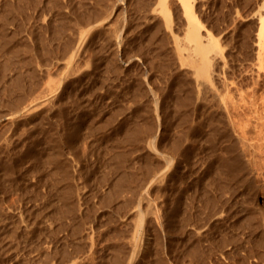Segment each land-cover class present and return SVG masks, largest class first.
<instances>
[{"label":"rangeland","instance_id":"1","mask_svg":"<svg viewBox=\"0 0 264 264\" xmlns=\"http://www.w3.org/2000/svg\"><path fill=\"white\" fill-rule=\"evenodd\" d=\"M189 1L222 51L214 83L226 108L208 94L198 107L176 100L188 77L163 10L181 38V0H126L74 58L83 79L52 108L34 101L30 114L9 121L22 93L31 92L23 104L36 96L41 69L50 75L43 86L59 84L67 45L112 0H0V264H264V55L255 45L262 1ZM123 27L127 64L108 51L110 34ZM157 115L162 148L173 153L163 181L148 185L142 145ZM135 222L137 253L129 246Z\"/></svg>","mask_w":264,"mask_h":264},{"label":"bare ground","instance_id":"2","mask_svg":"<svg viewBox=\"0 0 264 264\" xmlns=\"http://www.w3.org/2000/svg\"><path fill=\"white\" fill-rule=\"evenodd\" d=\"M125 1L126 0H112L109 10L104 14V16H102V18L98 22L96 21V23H93L89 27L85 29H81L79 30L78 33H75L74 39H72V41L69 44L67 43L68 44L67 50L64 49L66 50L65 53H69V55H68V60L65 61V65L67 66L66 72L61 74L59 78V84L53 85V86H50V85L43 86L42 77L47 76L48 78H50V75H49L48 68H46L45 70L41 69V80L38 86L36 87L38 89L36 96L31 97L27 103L23 104L28 99L31 92H29L28 94L22 93L23 95L21 94L22 95L21 101L15 105L17 109H15V111L11 113L9 116L5 117L6 120L14 121L15 118L20 115H22L23 117L24 115L23 113L26 111H27L26 114H30L32 111L31 108H32L34 101L35 102L37 101L38 103H47L49 105V108H52L53 107L52 104L56 99L57 100L63 99V97L66 95L68 91L67 89L70 86H73L77 80H81L85 76V74H83L82 72L74 71V67H72V64H73L72 62L74 58L79 56V54L84 49V47L89 42V40L97 37V35L102 33L104 26L108 25L110 18L114 16V14L117 13L120 9H122V7L125 6L124 5ZM260 1L262 2L260 3V6H257V8L259 7L258 10L256 9L257 10L256 17L258 20V24H257L258 26H257V33H256L257 41H255L256 42L255 45L257 49L256 55H257V58L259 59H261L260 57L264 55V0H260ZM167 2H169V0H161L162 5L166 4ZM192 3L193 2H190L189 0H181V3H180L182 4L181 6L183 8L182 10H184V13L187 17V22L184 24L185 27L183 31V36L181 38L178 37L177 34H174L172 31V28H171L172 25L170 24V20H172L171 15H170L171 13H169L170 10L164 9V7L167 8L168 6L165 5L163 7L164 9L163 14L165 18V20L163 21H164L166 30L169 31L170 36L168 38L172 42L171 48L173 50L172 52L175 57V62H177L179 68L184 67V69L186 70L185 73L188 77L187 80L182 78V80H180L178 83L180 85L179 88L183 89L185 86V90H184L185 97L184 98L177 97L176 100L184 104V106L193 104L192 102L194 101L196 103L195 105L198 107V100L199 101L201 100V96H203L204 94L205 95L208 94L214 99H216L220 107L222 108V106L224 107L226 106L224 105L225 102L224 103L222 102V100H224V96L222 95L223 93L221 94L218 91L219 88L217 89V87H215L216 83L214 82H215V79H218L219 77L216 74L218 72H216L215 70L225 65L223 62V54H222V51L219 49L216 39L213 37V35L210 32L204 31L203 29L204 25L196 18ZM161 9L162 8L160 7L159 10L162 11ZM155 10L156 9L154 8L150 9L149 15L154 14ZM110 35L111 36H110V43H109L108 51L111 52L113 55H115V57H117L118 60H120L121 62H125L127 64L130 61V59L124 60L123 54H124L125 47H127V44L129 42V39H127L129 33L127 34L125 28L123 27L117 30L114 29V31ZM54 56L56 55L54 54ZM151 97H152V112L156 114L158 111H161V108L159 106V103H157L158 100L157 101L155 100L156 95L151 94ZM179 102H178V105H179ZM195 112L197 111L195 110ZM160 117L159 115H157L156 121L154 120L155 122H150L149 124H147L148 126L147 129H149L148 139H147V142H145V145H142L143 148L148 149L150 152V155L147 153L149 155L148 157H150V159L148 158L150 160V164H148L149 166L148 172H146L145 177H142V179L143 178L148 179V183H149L148 185H151V183L158 184V183H161V181H163V178L166 172L168 171L166 170V164L170 161L171 159L170 156H172V155L169 156V154L173 153V150L167 151L166 149L168 148H166L165 150H163L162 148V145H166L165 140L167 137V133H166L165 125L163 123V119L161 120ZM174 144L172 143V147ZM168 146L170 148V145ZM169 151H171V153ZM180 156H181V153H180ZM145 167L147 168V166ZM115 181L113 180L112 182H115ZM117 185L118 183L115 184V186ZM115 188L113 189L114 192H115ZM141 188H143V185H140L138 190H140ZM120 189L121 187L119 188V190ZM124 189L134 191V189L130 185H127ZM140 198H142V195L140 196ZM138 201L140 202V200ZM134 224L135 226L131 234L132 239H131V243L129 246H130V251H132L133 253L135 252L137 253L138 251L140 252V249H141V246H140L141 243L139 244L138 239H139V236L140 238L142 237L141 236L142 233L140 234V230H139V226L140 227L142 226L136 222Z\"/></svg>","mask_w":264,"mask_h":264}]
</instances>
